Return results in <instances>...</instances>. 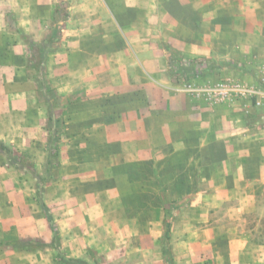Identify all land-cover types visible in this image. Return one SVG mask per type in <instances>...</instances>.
Returning a JSON list of instances; mask_svg holds the SVG:
<instances>
[{
  "label": "crops",
  "instance_id": "0c3cea01",
  "mask_svg": "<svg viewBox=\"0 0 264 264\" xmlns=\"http://www.w3.org/2000/svg\"><path fill=\"white\" fill-rule=\"evenodd\" d=\"M62 5L68 16L58 20ZM55 34L59 39L41 66L44 86L56 96L50 120L43 110L44 90L27 77L34 72L28 66V40L44 43ZM262 55L264 0H0V142L13 151L37 146L46 153L51 124L58 120L62 149L82 150V142L70 137L72 123H82L78 136L90 134L95 146L116 151L104 158L105 169L88 174L134 182L129 173L122 178L112 169L150 166L159 183L167 176V182L203 184L176 195L199 204L201 216L224 208L228 219L221 225L205 224L177 243L183 250L173 252V264H264V241L252 243L246 231L255 229H246L247 220L264 216V203L256 208V200L264 198V125H258L259 116L254 124L246 120L261 112L264 99L254 107L236 95L205 93L200 102L194 93L203 83L212 87L231 82L226 79L232 75L241 79L243 71L229 61L241 65ZM204 62L213 68L185 81L173 76ZM62 104L64 122L57 113ZM58 155L57 148L56 160ZM165 167L170 169L162 171ZM22 181L1 175L0 186L13 192H0V233L34 238L49 225ZM113 190L102 194L117 201ZM43 200L49 209L44 194ZM49 212L53 220L58 215L56 209ZM35 257L36 264H60L51 254Z\"/></svg>",
  "mask_w": 264,
  "mask_h": 264
},
{
  "label": "rangeland",
  "instance_id": "374dc122",
  "mask_svg": "<svg viewBox=\"0 0 264 264\" xmlns=\"http://www.w3.org/2000/svg\"><path fill=\"white\" fill-rule=\"evenodd\" d=\"M58 10V20H65L68 16L66 6L62 5ZM9 27L14 28L12 21ZM55 42L54 39L53 43ZM44 43L46 42L44 41ZM56 45L54 44L55 48ZM47 49L45 47V50ZM53 51L55 52V49ZM49 55L46 56V59L50 57ZM211 64L215 67L221 65L220 62ZM241 66L243 71L240 75L241 79H237L234 75L225 79L264 90V55L262 57L253 56L250 63L241 62ZM193 68L195 69L193 70ZM203 69L204 67H200V65L195 67L187 65L186 68L184 67L185 72L178 70L173 76L176 80L185 81L192 77L194 71L198 72ZM27 77L43 81L45 79L44 70L41 69L38 74L28 71ZM208 85V83H203L200 85L202 87L198 88H205ZM195 98L197 101L204 102V95L201 93L196 92ZM246 100L248 105L256 107L254 98ZM42 102L39 98L36 103L39 109ZM106 106L108 104H101L102 108ZM243 107L246 108V106ZM260 109L261 112L255 110V115H249L250 118L246 117L249 124H254L255 117L259 116L258 125H264V105ZM43 110L47 112L45 95ZM57 113L64 122L63 116H68L65 104L59 106ZM69 113H71L70 110ZM81 125L82 123H72L70 137L71 139L75 137L82 142L80 146L83 149L64 150L61 146L64 135L58 138L56 144H58L59 155L52 171H48L46 166L45 148L38 150L37 146H34L30 150H15L14 152L20 157L16 168L9 167L4 153L0 152V167L5 168L4 171H0V178L1 175H4L6 180L13 176H20L26 195L32 197L35 209H39L34 196L37 182L44 185V197L49 209L57 210L58 215L54 219L58 230L57 241L60 245V252L65 258L80 255L90 264H167L163 253L164 249L173 256V252H179L182 249L178 247L177 243L188 238L189 233H193L195 229L208 223L221 225L223 220L228 219L222 214L223 207L217 213L215 210H209V215L204 217L196 210L200 207L199 204L196 207L195 204H192V200L176 197L177 194L185 190L200 189L203 184L167 182L168 177L166 176L158 186L152 175L154 167L129 168L118 165L112 169L116 175H122V178H124L125 172L129 173L136 182H131L128 178L124 182L120 177H117L118 180H109L104 178L103 173L100 175L96 172L95 176L88 174L87 171L94 168L105 169L107 160L104 158L112 157L116 151L108 147L104 149L103 146H95L90 134L78 136L76 130ZM50 129L51 138L56 139V125L51 124ZM50 134L48 132L45 134V140ZM76 139L73 140L74 143H79ZM4 144L8 143L4 142ZM38 155L41 158L40 164L37 159ZM77 163H84V166L81 167ZM97 165L102 167L99 168ZM169 169L165 167L162 171L167 172ZM82 170L84 171L82 172ZM135 171L137 172L135 173ZM141 172L142 175H139ZM36 176H39V180L36 179ZM108 188L118 192L117 201L111 199V194L109 195L107 192L102 194ZM0 190L3 193L13 192L9 185L0 186ZM62 193L63 196H61ZM201 202L204 203V199ZM263 203L264 198L260 196L256 200V208H259ZM246 223H248L246 229L255 226L253 231L246 230L250 235V241L252 243L263 242L264 216H257L254 222L247 220ZM43 231L41 235L34 238H20L16 232L0 233V264H36L39 261L35 257L38 253L45 255L43 259L51 254L58 261L50 230L45 225ZM231 234L239 235V231H233ZM195 236L193 235L194 238ZM77 237L79 246L76 245ZM196 254L194 253L192 261L197 260ZM199 261L200 264H210V260Z\"/></svg>",
  "mask_w": 264,
  "mask_h": 264
},
{
  "label": "trees",
  "instance_id": "16d2710c",
  "mask_svg": "<svg viewBox=\"0 0 264 264\" xmlns=\"http://www.w3.org/2000/svg\"><path fill=\"white\" fill-rule=\"evenodd\" d=\"M54 39L57 40L58 39V35L55 34L52 38L48 39L46 43H40L37 41H34L32 39L28 40V46H29V50H30V54H29V58H28V66L35 72V73H39L42 63L44 62L46 55L51 51L50 46L51 44L54 42ZM45 47H47L48 49L45 50ZM174 58L172 56H170V63H173ZM200 67H204V69L206 70H211L213 67H211V65H208L207 63L205 64L202 63L200 64ZM229 66L232 69H236L238 71H242V66L237 63V62H231V64H229ZM195 68H193L194 70ZM186 70H183V72H185ZM203 70H200L198 72L193 73L192 77L198 76L202 73ZM188 80V79H185ZM37 85L40 89L44 90V93L46 95V104H47V110H48V115L50 117L51 120V116L53 113V108L56 105V96L54 95L53 91L48 88L47 86H44V82L42 80H37ZM56 125L59 127L61 124L58 120H55ZM57 141L58 138L56 139H52L51 136L47 139V147H46V166L48 167V171H52L54 169V165H55V161L57 158ZM55 143V144H54ZM0 152H3L5 157H6V161L9 167L12 168H16L18 166V162L20 157L18 156L17 153H15L13 151V148L8 145V144H4L2 142H0ZM153 177L154 179L157 181L158 186H160L159 180H158V176L155 172V170L153 171ZM36 179L39 180V176H36ZM43 194H44V185H41L40 182H37L36 185V190H35V197L37 199V203L39 205V208L41 209L44 218L46 219L49 228L52 232V238H53V243H54V247L57 253V257L59 259L60 264H90L88 262H86L83 259L80 258H65L61 252H60V245L57 241L58 239V233H57V229L55 227L54 224V220L49 212V209L47 207V205L45 204L44 200H43ZM164 256L166 258V263L167 264H173V260L172 257L169 253L168 250L164 249Z\"/></svg>",
  "mask_w": 264,
  "mask_h": 264
},
{
  "label": "built area",
  "instance_id": "2783aa9c",
  "mask_svg": "<svg viewBox=\"0 0 264 264\" xmlns=\"http://www.w3.org/2000/svg\"><path fill=\"white\" fill-rule=\"evenodd\" d=\"M214 94L223 96H239L243 99L254 98V105L260 106L261 100L264 97V90L255 86H245L238 83L227 82L222 85H215L212 87L197 88L194 93Z\"/></svg>",
  "mask_w": 264,
  "mask_h": 264
}]
</instances>
